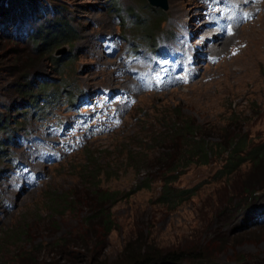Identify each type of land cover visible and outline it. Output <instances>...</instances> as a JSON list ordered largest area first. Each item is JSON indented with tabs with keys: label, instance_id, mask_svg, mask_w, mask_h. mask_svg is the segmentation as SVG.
Here are the masks:
<instances>
[{
	"label": "rangeland",
	"instance_id": "1",
	"mask_svg": "<svg viewBox=\"0 0 264 264\" xmlns=\"http://www.w3.org/2000/svg\"><path fill=\"white\" fill-rule=\"evenodd\" d=\"M234 1L167 0V11H161L146 0H19L12 6L11 0H0V264H129L124 254L129 243L166 254L203 246L206 237L219 236L222 230L212 222V213L241 182L215 186V163L191 165L172 187H196L198 194L162 206L157 204L160 186L138 190L141 184L123 155L150 116L163 109L196 120L206 134L230 139L234 128L256 143L264 141V53L251 65L248 41L259 28L264 36V0H253L251 13ZM150 9L165 18L156 32L161 46L152 48L146 32L156 27V13L151 17ZM133 15L147 26L138 28ZM57 20L68 21L74 29L72 43L40 53L31 32ZM199 29L201 34L195 33ZM209 31L224 37L223 48ZM207 35L211 40L197 47L195 38L202 42ZM167 46L176 49L164 53L166 60L183 48L186 73L156 62ZM236 46L245 47L231 57ZM211 48L217 52L211 55ZM197 49L195 55H203L193 65L189 59ZM199 58L219 62L202 72ZM153 66L158 71H150ZM195 66L201 69L194 78H181L193 76ZM151 72L180 79L166 83ZM84 88L98 97L90 107L70 113L67 96ZM57 118L54 128L43 131L42 122ZM26 127L32 131L17 149L14 133ZM11 154L22 168L6 174ZM86 156L102 171V184L115 193L116 202L105 204L103 217L96 219V211L87 214L84 206L78 207V198L70 205L71 214L48 212V195L71 193ZM31 218L36 225H29L32 235L27 239L17 246L3 239V231ZM221 223L230 239L220 235L228 240L221 241L226 244L213 255L214 262L264 264V191L236 218L224 217Z\"/></svg>",
	"mask_w": 264,
	"mask_h": 264
},
{
	"label": "trees",
	"instance_id": "2",
	"mask_svg": "<svg viewBox=\"0 0 264 264\" xmlns=\"http://www.w3.org/2000/svg\"><path fill=\"white\" fill-rule=\"evenodd\" d=\"M11 1L13 2L11 6L19 2V0ZM149 12L151 17H154L153 13H156L154 18L156 27L152 32H149L150 30L146 32V35L153 43L149 45L156 46L159 39V34L156 35V32L160 30V24L165 21V18L161 17L162 12L159 10L150 9ZM131 17L136 19L138 28L147 26L148 22L146 23L144 19L135 15ZM33 33L34 31L31 32L32 41L36 50L40 53H51L58 46L72 43L74 29L68 21L57 20L48 26L38 27ZM28 96L34 97L31 93ZM48 97L49 95L43 97V100L45 101ZM67 97L69 103L71 102L69 108H72L75 94H69ZM150 119L151 121L137 133L133 143L129 144L123 160L127 162L128 168L131 166L130 171L135 180L140 182L138 190L150 189L155 184L160 186L157 204L177 205L198 194L199 190L196 187L178 190L172 187L191 165L209 166L215 163L217 165L214 175L215 186H225L232 180L241 184L231 191L229 194L231 198L225 200L218 210L213 212V205V210L210 211L213 212L212 222H218V227L222 230L219 236L206 237L202 241L203 246L166 254L149 253L143 248L144 245L133 248L129 243L124 250L128 258L127 262L129 264H217L214 262L213 255L226 244L221 241L229 238L223 233L225 227H222L221 223L223 218H236L249 207V204L256 201L258 193L264 191V141L256 143L246 137L243 130H237L235 133L234 128L230 139L215 132L206 134L203 132V126L196 120L184 118L175 111L170 112L166 109L157 110ZM14 157V154L8 157L10 169L6 171V174L16 166ZM84 161L85 163L77 168L76 184L70 189L71 193L48 195L46 198L49 203L48 212L57 214L58 210H62L64 214H71L73 210L70 205L78 198L81 201L78 207L84 206L87 214L92 210L96 211L93 216L96 219L100 215L103 217L105 204L116 202L115 193H109L102 184V171L97 169L94 160L86 156ZM27 221L7 228L1 233L3 239L12 241L16 246L18 241L27 239L32 235L29 232L31 230L29 225H36L35 218ZM222 233L227 238L220 236Z\"/></svg>",
	"mask_w": 264,
	"mask_h": 264
},
{
	"label": "bare ground",
	"instance_id": "3",
	"mask_svg": "<svg viewBox=\"0 0 264 264\" xmlns=\"http://www.w3.org/2000/svg\"><path fill=\"white\" fill-rule=\"evenodd\" d=\"M253 0H249L248 1V3H244L243 1L242 2H240L239 3V0H235L234 1V3L233 4H235V5H237V4H241L242 6H240V7H242L243 9H246V12L247 13H251L253 10H254V6H253ZM240 12L241 11H238V14H240ZM247 13H245V14H247ZM233 15V14H232ZM243 16V15H242ZM233 17H234V15H233ZM241 17V16H240ZM235 18V17H234ZM236 18H238V17H236ZM248 20V19H247ZM250 20V19H249ZM248 20V21H249ZM229 21V20H228ZM236 23H237V21H236ZM240 23V22H239ZM264 28V27H263ZM260 29H262V28H259V29H257V30H255V32L253 33V34H251V36L250 37H248V41H249V45H252V47H253V50H251L250 51V58H251V60H250V64L251 65H254V66H256L257 65V59H256V57H257V55H260L261 53H264V36H263V34H262V32L260 31ZM223 29H221V31H222ZM195 33H200L201 34V32H200V29L199 30H196V32ZM209 34H211L212 35V33H211V31H209L208 32ZM222 33H223V31H222ZM194 35H197V34H194ZM208 36V35H207ZM210 36H208V37H206V36H202V42H200V45H202V46H204L205 45V43L209 40H211L210 38H209ZM232 37V36H231ZM231 37H227V38H231ZM212 39L216 42V44L217 45H222V48H223V46L225 45V40H224V37L223 36H221V37H214L213 35H212ZM232 39L233 38H231V41H232ZM231 41H230V44H231ZM185 43V42H184ZM239 44H241V43H239ZM188 45V44H187ZM180 46H181V44H180ZM219 47V46H218ZM242 47H245V46H236L232 51H231V57H233L234 56V54H235V52H236V50H237V54H240L241 53V49L243 50L244 48H242ZM192 48H194V49H196L195 48V46H188V48L187 49H192ZM183 49V48H182ZM182 49H180L178 52H177V54H174V55H171V56H173V58L171 59V60H166V58H164V62L163 63H161V68H171V67H173V66H175L176 67V69H177V71H182V73H186L187 72V70H188V68H187V62H186V60H184L183 58H184V54H185V52H183V51H181ZM217 49V48H216ZM216 49L215 48H211L210 50H209V53L212 55V54H214L215 52H217L216 51ZM184 50H185V48H184ZM218 53H220V52H218ZM236 54V55H237ZM170 56V57H171ZM177 57H180V58H182L181 60L182 61H180V62H177ZM230 57V56H229ZM176 58V59H175ZM174 59L176 60V61H174ZM230 59V58H229ZM179 65H182V67L181 66H179ZM231 65V64H230ZM154 67V66H153ZM160 70V69H159ZM150 71H158L157 69H155V67H154V70H150ZM191 72V71H190ZM182 73H180V74H182ZM179 75V74H178ZM167 85V84H166ZM163 86V85H162ZM168 86V85H167Z\"/></svg>",
	"mask_w": 264,
	"mask_h": 264
},
{
	"label": "water",
	"instance_id": "4",
	"mask_svg": "<svg viewBox=\"0 0 264 264\" xmlns=\"http://www.w3.org/2000/svg\"><path fill=\"white\" fill-rule=\"evenodd\" d=\"M148 5L157 9H160L161 11H167V0H146Z\"/></svg>",
	"mask_w": 264,
	"mask_h": 264
},
{
	"label": "clouds",
	"instance_id": "5",
	"mask_svg": "<svg viewBox=\"0 0 264 264\" xmlns=\"http://www.w3.org/2000/svg\"><path fill=\"white\" fill-rule=\"evenodd\" d=\"M28 128L26 127V128H24V129H22L20 132H16V133H14V138H15V147L18 149L19 147H23V146H21L20 145V143H19V135L24 131V130H27ZM14 159H18L17 157H14ZM58 162H60V161H56V162H54L53 164H57ZM11 172V171H10ZM10 172L8 173V174H10ZM13 173V172H12ZM11 173V174H12Z\"/></svg>",
	"mask_w": 264,
	"mask_h": 264
}]
</instances>
